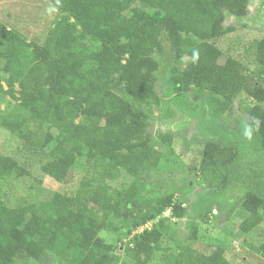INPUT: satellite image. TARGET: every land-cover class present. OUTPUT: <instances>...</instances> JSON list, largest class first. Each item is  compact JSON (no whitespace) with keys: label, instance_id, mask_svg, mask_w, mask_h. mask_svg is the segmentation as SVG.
Segmentation results:
<instances>
[{"label":"trees","instance_id":"1","mask_svg":"<svg viewBox=\"0 0 264 264\" xmlns=\"http://www.w3.org/2000/svg\"><path fill=\"white\" fill-rule=\"evenodd\" d=\"M49 1L59 15L43 43L0 19V93L14 100L0 112V126L46 152L40 166L46 175L60 182L74 168L84 175L73 195L55 191L16 206L5 202L0 187V264H18L22 254L41 264H117L122 255L101 235L112 217L127 220L141 207L132 225L137 231L166 209L185 216L174 192L154 196L145 179L173 163L147 132L152 108L161 104L150 70L158 66L152 54L163 50V33L176 60L189 58L171 68L170 92L176 101L206 94L195 111L211 116L197 124L211 154L200 165L207 189L192 211L207 220L216 205L222 215L242 217V231L257 227L264 220V107L255 104L249 119L238 116L236 129L220 120L242 91L256 95L250 69L264 71V36L239 57L224 58L218 45L235 31L224 27L227 15L239 23L250 0ZM123 171L133 182L114 188L109 182ZM31 176L14 156L0 153V185ZM171 217L133 234L122 264H232L221 246L210 253L165 247V234L177 235ZM190 227L196 239V222ZM259 250L264 254V242Z\"/></svg>","mask_w":264,"mask_h":264},{"label":"rangeland","instance_id":"2","mask_svg":"<svg viewBox=\"0 0 264 264\" xmlns=\"http://www.w3.org/2000/svg\"><path fill=\"white\" fill-rule=\"evenodd\" d=\"M58 15L59 9L49 0H0V19L11 29L21 32L29 41L43 43ZM230 26L234 27L235 31L218 39L224 58L241 56L252 40L264 36V0H250L247 14L239 23L234 17L227 15L224 27ZM161 40L163 50L152 54L158 66L150 70L153 88L159 95L161 104L152 108L147 132L157 149L165 153V156L169 155L173 163L171 166L164 165L160 170L152 171L150 175L145 176V179L152 195L174 192V200L181 202L186 208L183 218L171 217V209H166L156 219L158 221L161 217H171L177 228L174 239L165 234L163 245L174 250L179 246L191 245L198 251L208 253L221 246L232 264H264V254L259 250L264 242V220L254 229L245 232L240 228L243 218L235 212L222 215L214 205L213 210L208 213V219L203 220L197 218L192 211L195 200L207 189V182L200 172V165L205 156L211 154V151L204 150L207 140L198 136L197 124L203 118L211 119V116L207 111L201 117L195 111L200 108L203 100H207L206 94L196 99L192 93H187L179 97L178 101L175 100L174 94L170 92L171 68L184 67L189 58L176 60L173 46L165 33L162 34ZM261 68L262 66H254L248 72L250 85L258 86L256 95L251 96L247 91H242L234 99L231 111L221 117V122L228 127L236 129L237 117L240 115L249 119L255 104L264 107L262 100L264 71L262 72ZM259 93L262 94L261 98L256 97ZM13 102L9 95L0 93V112ZM172 150L175 153L173 156H171ZM0 153L14 156L32 173L31 177L1 183L4 200L10 206H16L21 201L34 202L55 191L73 195L84 175L81 168H74L69 178L61 182L46 175L40 169L46 152L36 149L2 126H0ZM133 180L134 176L123 171L119 179L109 183L114 188L125 189ZM141 212V207L133 208L131 218L127 220L112 217L108 226L101 232L105 241L116 246L118 254L122 255L117 264H122V259L125 258V245L131 236L144 228L155 226L156 221H151L135 231L132 225ZM190 222H196L198 228L196 239L191 238ZM17 262L41 264L24 254L17 258Z\"/></svg>","mask_w":264,"mask_h":264}]
</instances>
